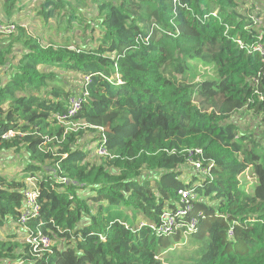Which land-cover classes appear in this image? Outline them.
I'll return each mask as SVG.
<instances>
[{"label": "trees", "instance_id": "trees-1", "mask_svg": "<svg viewBox=\"0 0 264 264\" xmlns=\"http://www.w3.org/2000/svg\"><path fill=\"white\" fill-rule=\"evenodd\" d=\"M20 4L0 0V25L17 24L0 36V152L16 156L0 171V264H264V63L250 51L264 0H46L48 41ZM73 95L82 110L58 121ZM28 179L40 212L23 227ZM180 210L183 229L152 231Z\"/></svg>", "mask_w": 264, "mask_h": 264}, {"label": "built area", "instance_id": "built-area-1", "mask_svg": "<svg viewBox=\"0 0 264 264\" xmlns=\"http://www.w3.org/2000/svg\"><path fill=\"white\" fill-rule=\"evenodd\" d=\"M17 27L15 24H2L0 25V36H7V35H12L15 33ZM241 44V43H240ZM251 53H254L255 55L257 54L262 62L264 63V45L261 44V42H258L257 44L253 45L250 49ZM90 79L86 78L85 82H89ZM259 83V81L257 82ZM88 93H85L83 96H86ZM82 105H83V99L80 97V95H73L72 97L69 98L68 101V112L64 115H56L55 119H57L60 122H66L69 119H72L76 117L80 111L82 110ZM71 126H74L76 130L80 125L76 124H70ZM69 125V126H70ZM15 137V133L13 131H9L4 139L7 138H13ZM106 142L105 137L103 138V143ZM197 155H202L201 151H196ZM97 155L99 157H107L109 154L105 150L103 146H101L98 151ZM193 166L195 167L196 172H203L205 173L202 168L200 163L194 164L192 162ZM27 183L29 184V187L23 191V196H24V202L26 206V210L24 214L21 217V222L20 225L25 227L26 224L33 219V217L37 216L40 212V206L38 204V197H39V190H38V185H37V180L36 179H28ZM183 196V201H188L186 198H188V194L185 192H181ZM191 206L188 207V211L191 212ZM187 216V211L180 210L177 212L176 217L165 214L163 216V224L161 227H151L152 231L158 232L160 235L164 237H170V235L174 232H178L180 229H183L185 227L184 225H180L177 222V218H186ZM197 222L195 220L191 221V225L189 230H192L196 227ZM27 231V229H25ZM24 237L28 238L29 235ZM229 237L233 238L234 237V232L233 230L230 231ZM28 243L35 246L34 247V252L37 253H43V252H50L51 248L53 246V241L49 237L46 236H41L38 238H28Z\"/></svg>", "mask_w": 264, "mask_h": 264}, {"label": "rangeland", "instance_id": "rangeland-1", "mask_svg": "<svg viewBox=\"0 0 264 264\" xmlns=\"http://www.w3.org/2000/svg\"><path fill=\"white\" fill-rule=\"evenodd\" d=\"M45 2H46V0H21L20 7L18 8L19 11L16 12V15L15 16H16V20L19 23L22 22V23H24L28 27H30V25H31V27L33 28V32L34 33L37 32L36 33L37 35H40V36L42 35V38L45 41H48L49 39H51V37H54V35H57V34H55L56 31H54V30L57 27L58 22H55V21L52 22V23H54V25H52L53 30H50V29H47L46 30L45 29V26H44V22L42 20H38L39 17H37V10L39 9L40 5L43 4V3H45ZM258 12L259 11L257 10L254 13V15L258 14ZM78 13L80 14V12H78ZM5 24H8V23H5ZM27 29L29 30L30 28H27ZM45 31H47V32H45ZM89 32L90 31L86 32V34L84 35L83 28H82L81 29V32L78 33V35L80 36V38L84 39L82 41H84L85 43L88 42V41H86L87 39L90 40V37L94 35L93 33H89ZM60 36H61V34H60ZM65 37H70V34L65 35ZM70 41H73L72 38L70 39ZM84 42H82V43L85 44ZM201 71H204V70H201ZM208 75H210V74H208ZM205 76H206V74L202 72L201 77L197 78L196 81H199L201 78H203ZM64 79L69 84H71V85H75V84L78 85V82L75 83V80H72V79H75V78L71 74L70 75L67 74ZM242 123H243V125L245 124V122H242ZM67 127L68 128H71V129H75V127L74 126H71V125L70 126H67ZM128 131L129 130H125V132H128ZM15 159H16V156L12 155V153H3V152H0V171L5 169L9 173H13V171L16 173V171H15V165H16V163H13V162H15ZM190 169H192V167H190ZM21 177L22 176H20V178ZM248 180H249L248 181L249 182V185H252L253 180L251 178H248ZM242 183L244 184V181H242ZM2 234L5 235L4 232H2ZM178 236L179 237L176 236V238H175L176 240H174L172 242V243H175L173 245V248H175V249H177V247H178V246H176L177 244L183 243V242H187V240H188V235L187 234H179ZM176 242H178V243H176ZM182 247L183 246H181L178 249V251H180V249ZM166 255H165V257H166ZM158 259L159 260H162V259H164V256H161ZM163 264H182V263L171 262L169 259H167V261L166 262H163Z\"/></svg>", "mask_w": 264, "mask_h": 264}, {"label": "clouds", "instance_id": "clouds-1", "mask_svg": "<svg viewBox=\"0 0 264 264\" xmlns=\"http://www.w3.org/2000/svg\"><path fill=\"white\" fill-rule=\"evenodd\" d=\"M231 230H233V229H231ZM231 230H230V231H231ZM233 232H234V230H233ZM229 233H230V232H229ZM229 239H233V238H230V237H229Z\"/></svg>", "mask_w": 264, "mask_h": 264}]
</instances>
